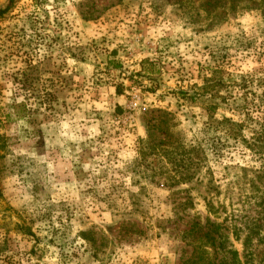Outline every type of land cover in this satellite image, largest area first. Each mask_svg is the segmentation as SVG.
I'll use <instances>...</instances> for the list:
<instances>
[{"label":"rangeland","instance_id":"374dc122","mask_svg":"<svg viewBox=\"0 0 264 264\" xmlns=\"http://www.w3.org/2000/svg\"><path fill=\"white\" fill-rule=\"evenodd\" d=\"M189 13L0 0V264H183L210 185L230 213L226 184L262 159L215 128H264V6L210 30ZM191 147L201 173L174 185Z\"/></svg>","mask_w":264,"mask_h":264},{"label":"trees","instance_id":"16d2710c","mask_svg":"<svg viewBox=\"0 0 264 264\" xmlns=\"http://www.w3.org/2000/svg\"><path fill=\"white\" fill-rule=\"evenodd\" d=\"M263 6L264 0H179L180 10L184 13L190 12L189 14L197 21H202L200 23L206 25V30H210L214 24L226 20L229 15L240 10H255ZM143 63L145 66L148 62ZM208 111L216 112L213 106L208 107ZM216 123L218 125L215 130L221 129L227 136L242 142L248 151L262 159V165L258 169L242 168L241 174L226 184L224 193L227 194L226 198L232 201L230 213L227 212L224 202L215 203V197L219 199L221 196L220 188L210 185L205 192L208 197L203 196L204 200H208L207 217L193 222L191 229L183 231L191 239L190 245L193 247L191 257L183 264H261L264 263V128L254 130L253 136L246 139L243 134L244 127L231 119ZM187 151L181 161L176 162L168 158L169 163L176 167L174 175L169 176L174 185L191 183L201 173L203 151L198 147H191ZM160 177L164 178V174ZM236 187L239 197L236 203L240 204V207L236 206L233 196V188ZM246 188L248 193L244 194ZM252 205L256 208L253 215L249 214ZM222 214L226 215L223 223L211 221V216L219 220ZM231 240L241 244L242 254L234 248Z\"/></svg>","mask_w":264,"mask_h":264}]
</instances>
